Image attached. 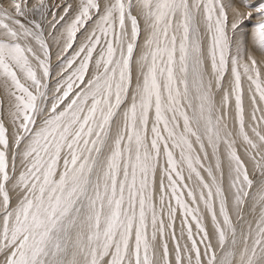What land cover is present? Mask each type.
<instances>
[{
  "label": "snow or ice",
  "instance_id": "snow-or-ice-1",
  "mask_svg": "<svg viewBox=\"0 0 264 264\" xmlns=\"http://www.w3.org/2000/svg\"><path fill=\"white\" fill-rule=\"evenodd\" d=\"M0 264H264V0H0Z\"/></svg>",
  "mask_w": 264,
  "mask_h": 264
}]
</instances>
